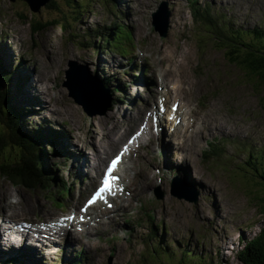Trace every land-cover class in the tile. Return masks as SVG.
Listing matches in <instances>:
<instances>
[{
    "label": "rangeland",
    "instance_id": "374dc122",
    "mask_svg": "<svg viewBox=\"0 0 264 264\" xmlns=\"http://www.w3.org/2000/svg\"><path fill=\"white\" fill-rule=\"evenodd\" d=\"M191 1L52 0L33 13L24 0H0L3 85L2 73H12L3 91L8 93L11 109L22 114L21 131L54 137L45 148L46 165L51 174L69 184L71 192L63 200L62 187L28 190L0 176V221L3 217L32 230L36 227L32 223L73 213L88 197L89 167L97 169V153L105 162L117 151H104L101 144L105 146L113 136L118 144L129 139L132 144L122 170L126 188L109 209L102 206L94 211L96 216L87 218L88 223L68 226L63 237L18 236L13 245L49 249L39 254L34 250L30 258L2 256L0 264H194L196 255L206 256L210 264H240L235 255L244 245L242 239L253 238L264 226L259 208L264 198V185L259 184L264 169V89L228 61L215 40L218 31L199 22ZM194 1L208 6L217 21L230 29L264 33V0ZM159 7L168 13L165 38L151 24V15ZM57 19L66 27L51 25L33 32L38 25ZM114 23L132 32L137 49L134 61L121 59L99 41ZM170 56L174 61L185 59V82L177 84L179 74L165 72L174 69L167 63ZM135 67L139 70L134 72ZM70 71L72 77L101 81L111 97L104 116L86 117L75 103L64 84ZM165 84L170 92L168 106L178 100L186 113L194 115V120L184 119L189 126L172 137L162 126H155L157 114L162 118L159 123L166 124L164 112L159 111L166 109L161 104ZM88 106L99 113L98 105ZM214 110L222 119L210 128L205 116ZM145 127L137 141L136 132ZM4 129L0 123V131ZM215 139L219 140L213 143ZM51 148L58 154L54 156ZM10 152L4 157L14 158V150ZM172 182L187 187L181 195L195 194L196 201L170 194ZM157 192L162 199L155 198ZM4 201L12 204L11 209L5 208ZM50 201L64 209L53 208ZM153 228L158 242L148 238ZM152 247L160 258L149 254Z\"/></svg>",
    "mask_w": 264,
    "mask_h": 264
},
{
    "label": "trees",
    "instance_id": "16d2710c",
    "mask_svg": "<svg viewBox=\"0 0 264 264\" xmlns=\"http://www.w3.org/2000/svg\"><path fill=\"white\" fill-rule=\"evenodd\" d=\"M197 10L198 20L211 25L214 30L218 31L215 40L219 43V47L225 50L228 61L239 67L245 76H251L256 79L260 87L264 89L263 31L253 29L246 31V34L241 30L230 29L217 21H213L211 16H209V12L205 11V13L200 9ZM58 20L45 23L43 27L38 25L33 32H39L51 25L65 28L66 25L59 23ZM110 26V28L106 29L104 36L101 35L104 45L108 48L119 50V52L123 50L121 53L125 55L129 51L127 49L124 50L123 44L125 42L131 43L130 34L121 25L114 23ZM2 80L8 84L11 80V73L3 72ZM8 101V93L5 90L0 91V123L5 127L3 131H0V176L3 178L8 177L11 182H15L28 190L42 189V191H46L51 186L50 183L57 182L59 178H56L54 173L51 174L50 168L46 165L43 135L39 132L31 135L21 131L19 117L21 118L22 114L11 109ZM7 108L9 112L6 111ZM11 150H14V158L4 157V154L8 153L9 155ZM259 155L256 156V159H258ZM260 165L262 166V164ZM260 175V179L264 182V169L261 170ZM263 182L259 181V184L263 186ZM259 208L264 222V198L261 200ZM151 230L149 234L150 240L158 242L160 237L157 235L156 229L153 228ZM242 240H244V245L237 250L235 255L240 264H264V226L253 238ZM161 249H165V247L161 245ZM149 254L154 259L161 257L160 254L158 255L156 247H152ZM194 259L196 262L194 264H210L206 261V256L200 257L196 255Z\"/></svg>",
    "mask_w": 264,
    "mask_h": 264
},
{
    "label": "bare ground",
    "instance_id": "6f19581e",
    "mask_svg": "<svg viewBox=\"0 0 264 264\" xmlns=\"http://www.w3.org/2000/svg\"><path fill=\"white\" fill-rule=\"evenodd\" d=\"M178 46H179V44H178ZM167 48V47H166ZM167 49H169V48H167ZM166 49V50H167ZM180 50V49H179ZM7 51H8V49H7ZM168 51V50H167ZM175 51V50H174ZM165 53V51H161V53ZM176 52V51H175ZM8 53H9V56L10 57H12V55L10 54V52L8 51ZM173 53V52H172ZM178 53V52H177ZM186 54V53H185ZM185 54H184V56H185ZM129 55H132V53L129 51L128 53H125V55L124 56H129ZM159 55H161V54H159ZM161 56H163V55H161ZM177 57V56H176ZM183 58V57H182ZM14 59V58H13ZM165 59V58H164ZM167 59V58H166ZM176 59V58H175ZM177 59H178V57H177ZM180 60H181V58H180ZM165 61V60H164ZM183 61H185V59L183 60H181L180 62L179 61H174V57L173 56H170V58H169V60L167 61V63L169 64V66L171 67V68H174V69H169V70H167V71H165V72H167V73H170L172 76H173V74H172V72H174V73H176V74H179V76L178 77H180V78H178L177 79V84L179 83L178 81L179 80H181L182 82H185L186 81V79H187V77L185 76V67H184V64L185 63H183ZM186 62V61H185ZM120 63V62H119ZM166 63V62H165ZM135 64V63H134ZM164 64V63H163ZM188 65V64H187ZM187 65H186V69H187ZM135 66V65H134ZM168 66V65H167ZM182 68L184 69V70H182ZM112 69V68H111ZM146 71L144 70L143 71V73H145ZM165 74V73H164ZM32 78V77H31ZM42 80H45V78L44 79H42ZM104 80V79H103ZM40 82V81H39ZM42 82V81H41ZM31 84H33V82L31 81ZM125 85V84H124ZM30 86H32V85H30ZM33 87V86H32ZM32 87H30L31 89H32ZM165 87H166V90H165V92H164V94H163V98H165L164 100H163V104L166 106L165 108V111H166V114L167 115H170V117L172 118V123H174V124H172V131L171 132H169V135L172 137V136H174V135H176V133L178 132V131H180V128L182 127V125H180L179 124V122L181 121V119H182V121H184V119H186V112H182V107L181 106H185L184 104L183 105H180V108H176V112H175V110L173 111V109H171V106L169 105L168 106V104L170 103V95H169V93L170 92H168V88H167V86H166V84H165ZM124 89V88H123ZM122 89V90H123ZM34 90V89H33ZM114 90V89H113ZM25 91V90H24ZM31 92V91H30ZM35 92V91H34ZM50 92V91H49ZM46 94V93H45ZM47 95V94H46ZM155 95V94H154ZM21 96V95H20ZM31 98V97H30ZM172 100V99H171ZM30 102V101H29ZM167 103V104H166ZM47 107H48V105H47ZM214 109V108H213ZM57 111V110H56ZM159 111H160V109H159ZM60 112V111H59ZM189 115H190V118L193 116L194 117V115L191 113V112H189ZM207 119H209V121H208V124L206 125L207 127H209L210 126V128L211 127H213V126H215V125H217L219 122H218V119H222V117L220 116V114H219V112L218 111H216V110H214V111H209V113L205 116ZM167 119V118H166ZM159 120H160V116L157 114V126L158 127H160L161 126V124L159 123ZM205 121H206V119H205ZM216 122L214 125H212V123L213 122ZM127 122V121H126ZM132 122V121H131ZM203 122H204V120H203ZM125 124V123H124ZM129 124V123H128ZM171 124V123H170ZM176 124V125H175ZM191 124V123H190ZM192 125V124H191ZM190 125V126H191ZM165 129V131H166V128H164ZM171 133V134H170ZM105 134V133H104ZM110 134V133H109ZM168 135V136H169ZM110 136V135H109ZM115 136H113V137H109L107 140H106V142H104V145L105 146H102V144H101V147L103 148V150L104 151H106V149H109V150H112V151H115L116 149H118V143H117V141H116V139L114 138ZM157 137H158V135H157ZM167 137V136H166ZM102 138H104V137H102ZM169 138V137H168ZM83 141V140H82ZM101 142V141H100ZM99 142V143H100ZM78 144V143H77ZM65 147V146H64ZM100 147V146H99ZM105 147V148H104ZM63 148V147H62ZM164 149V148H163ZM68 150V149H67ZM96 150V149H95ZM108 150V151H109ZM163 151V150H162ZM111 152V151H110ZM63 153V152H62ZM160 153V152H159ZM49 154V153H48ZM60 154V153H59ZM82 154V153H81ZM105 154V156H107L108 154H106V152H103V155ZM165 154L166 155H169L170 154V152H167L166 150H165ZM55 156V155H54ZM76 156V155H75ZM69 158V157H68ZM72 158V157H71ZM95 159H96V161H98V167H97V169L96 170H94L93 169V166L91 167H89L90 168V170H92V171H94L95 172V174H91V178L93 179L94 177H96V172L97 171H99L100 170V165H101V163H104L103 161H104V159L103 158H101L99 155H98V153H97V155H96V157H95ZM77 162V161H76ZM84 167V166H83ZM84 174V173H83ZM109 193V194H108ZM108 193H105V195L107 196V197H109V195H111V193L110 192H108ZM3 201V200H2ZM5 203V208L6 209H11V207H12V204H9L8 203V201H4ZM3 204V203H2ZM4 206V205H3ZM4 225H6V227H8L10 230L7 232H3V231H1V234H2V236L3 237H5V238H10L11 237V235H12V233H11V225H10V223L9 222H5V224ZM36 235H38V236H40V235H55V236H61V237H63V234H62V229L61 230H59L58 229V227L55 225V226H46L45 228H43V230L42 231H38V232H36L35 233ZM0 241H1V239H0ZM67 242V241H66ZM66 244V243H65ZM70 245V244H69ZM74 245V244H73ZM42 249H40V251H41ZM33 252H34V249H32V250H25L24 252L21 250V251H16V253H17V255H16V257L18 256V255H20V254H25L26 256H29V258H30V256H32V254H33ZM36 253H38L39 251L37 250V251H35ZM23 257V256H22ZM35 258V257H34ZM7 259V258H6ZM27 264V263H26Z\"/></svg>",
    "mask_w": 264,
    "mask_h": 264
},
{
    "label": "water",
    "instance_id": "95a60500",
    "mask_svg": "<svg viewBox=\"0 0 264 264\" xmlns=\"http://www.w3.org/2000/svg\"><path fill=\"white\" fill-rule=\"evenodd\" d=\"M13 2L14 0H10ZM29 9L36 13L40 10L41 7L45 6L51 0H24ZM168 13L164 9H159L154 15L153 25L155 30L159 32L161 37H165L168 30ZM67 82L64 83L67 86V89L71 96L74 98L75 102L81 106L84 113L92 117L94 115H103L106 109L109 107V99L107 95H104L100 85L95 81V79H85L83 80L81 77H72L71 71L67 72ZM4 85L0 80V91H3ZM88 104H94V106H99V113H94L91 106ZM173 187V195L178 199H183L185 196L181 195L184 189L180 186H172ZM179 193H177V192ZM162 196V195H161ZM161 196L159 198H161Z\"/></svg>",
    "mask_w": 264,
    "mask_h": 264
},
{
    "label": "snow or ice",
    "instance_id": "6c2138e0",
    "mask_svg": "<svg viewBox=\"0 0 264 264\" xmlns=\"http://www.w3.org/2000/svg\"><path fill=\"white\" fill-rule=\"evenodd\" d=\"M118 160H119V157H117L116 160H114V161L112 162V167H109V168H108V173L105 174V178H104V180H103V186L99 189V191H98L97 194H96L97 197L100 196L101 193H103V192L109 190V188H110V182H109V179H108V175H109L110 173H112V171H113L115 165L117 164ZM95 198H96V197H94L93 199H95ZM91 202H92V201H89V203H91Z\"/></svg>",
    "mask_w": 264,
    "mask_h": 264
}]
</instances>
